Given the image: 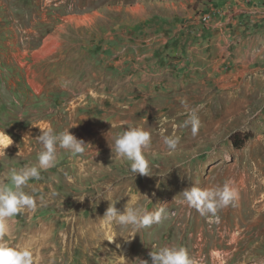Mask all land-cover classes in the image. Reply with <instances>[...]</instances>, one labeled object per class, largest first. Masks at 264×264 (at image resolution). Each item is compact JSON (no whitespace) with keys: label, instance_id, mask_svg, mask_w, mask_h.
<instances>
[{"label":"rangeland","instance_id":"374dc122","mask_svg":"<svg viewBox=\"0 0 264 264\" xmlns=\"http://www.w3.org/2000/svg\"><path fill=\"white\" fill-rule=\"evenodd\" d=\"M239 1L0 0V180L38 165L40 129L70 128L88 144L79 156L57 148L56 167L24 186L37 210L10 219V246L29 248L38 264L54 242L69 248L63 264H150L149 253L169 244L197 264H264V12L254 10L262 0ZM217 21L221 39L207 42ZM189 109L200 119L195 136L182 126ZM130 126L151 135L152 176H135L111 151ZM234 134L248 136L241 147ZM173 135L180 144L170 152L163 137ZM239 174L248 192L219 209L218 222L180 194ZM130 197L167 214L123 253L129 227L101 219L110 204L123 213Z\"/></svg>","mask_w":264,"mask_h":264},{"label":"clouds","instance_id":"9594fccd","mask_svg":"<svg viewBox=\"0 0 264 264\" xmlns=\"http://www.w3.org/2000/svg\"><path fill=\"white\" fill-rule=\"evenodd\" d=\"M182 103L186 108L188 107L186 101H182ZM182 126H190L193 136L198 133L200 119L194 109H189L188 119ZM69 129L59 133L51 127L40 129L41 134L35 138L42 146L41 151L37 154L38 165H25L19 170L12 169L5 179L0 180V264H38L39 257L29 248L10 246L4 238L11 234L9 226L11 218L25 210L31 212L37 210V199L22 189L30 180H39L41 171L56 167L57 148L67 150L73 156H79L85 152L88 144L83 139H77ZM7 137L8 147L12 144V140L8 135ZM151 143L152 139L148 131L130 126L113 136V145L110 148L117 157L130 162L129 170L132 174L152 176L149 162L145 156ZM163 144L170 152H175L180 144V137L165 136ZM70 179L71 177H69ZM180 194L189 207L196 209L202 216L210 217H216L219 209L229 205L235 206L239 200V191L232 185V181L215 188L191 186ZM115 204L109 205L101 221L108 225L115 223L128 226L129 237L127 239L133 238L141 229L159 224L167 214L164 205L157 207L154 211H149L146 207L138 205L133 197H130L123 213L118 212ZM216 218L218 222L219 218ZM149 257L150 264H197V261L189 255L183 246L177 245L163 246L156 251H151ZM140 264H149V260H140Z\"/></svg>","mask_w":264,"mask_h":264},{"label":"bare ground","instance_id":"6f19581e","mask_svg":"<svg viewBox=\"0 0 264 264\" xmlns=\"http://www.w3.org/2000/svg\"><path fill=\"white\" fill-rule=\"evenodd\" d=\"M228 175H230L229 174V171H226L225 174L224 175H221L220 177L221 178H223V177L224 178H227ZM232 185L239 191V200L238 201H240V197L242 195H244V194H247V192H248V188L246 187V182H245L244 175L243 174H241V175L239 174L238 176H236L235 177V180L232 181ZM210 187L211 188H215V186H210ZM172 217H173L172 218V220H173L172 224L175 227V228L173 227V229H175L173 231L176 233L175 235L178 236V242H181V244H182V242H183V226H181V223L180 222L183 221V214L182 213H176ZM179 229H181V230H179ZM19 235H20V233H18L16 236H13V237L14 238H17ZM92 237H93V234H91V235H89V236L86 237V242H88V245H91L90 240H92ZM111 238H113V237H111ZM111 238H110V240H111ZM81 244H84V243H81ZM129 244H130V240L126 239L119 246L121 248V250L123 251V253L128 250ZM92 247L94 249V247L96 248L97 246H94L93 245ZM67 249H69V248L67 247L66 244L63 245V243L60 246L57 244V242L56 243L54 242L53 244H48V245H46L42 249V253H43V255H42V261L43 262H47L48 264H55L56 262H61L60 264H63V261L65 260V253L67 252ZM59 256L61 257V260L60 261L57 260V257H59Z\"/></svg>","mask_w":264,"mask_h":264},{"label":"crops","instance_id":"0c3cea01","mask_svg":"<svg viewBox=\"0 0 264 264\" xmlns=\"http://www.w3.org/2000/svg\"><path fill=\"white\" fill-rule=\"evenodd\" d=\"M238 2H242V1H239L238 0ZM252 2L253 3H257L255 0H252ZM256 6H255V8H254V10H256V11H263L264 12V0H262V2L261 3H259V4H255ZM246 8H248V9H246V10H249V9H252V7H246ZM244 12V11H243ZM246 12H249V11H246ZM251 16H249V18H250ZM252 19H251V21L253 22V17H251ZM220 22H213L210 26L211 27H209V30H212V33H211V35H210V37H209V39L207 40V42H209L210 41V39H212L211 40V42H214L215 40H217V39H221V36L220 35H218V33H219V29H218V24H219Z\"/></svg>","mask_w":264,"mask_h":264},{"label":"trees","instance_id":"16d2710c","mask_svg":"<svg viewBox=\"0 0 264 264\" xmlns=\"http://www.w3.org/2000/svg\"><path fill=\"white\" fill-rule=\"evenodd\" d=\"M248 138L247 135H244L243 137H240V135L238 134H234L232 137H231V141L233 143V145L235 147H241L244 143V141Z\"/></svg>","mask_w":264,"mask_h":264},{"label":"built area","instance_id":"2783aa9c","mask_svg":"<svg viewBox=\"0 0 264 264\" xmlns=\"http://www.w3.org/2000/svg\"><path fill=\"white\" fill-rule=\"evenodd\" d=\"M210 20H211V13L209 12H207V14L202 18L198 19V21L204 25L208 24Z\"/></svg>","mask_w":264,"mask_h":264}]
</instances>
